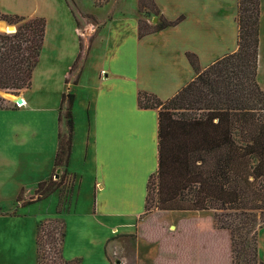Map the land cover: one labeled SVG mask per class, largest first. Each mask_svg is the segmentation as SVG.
<instances>
[{"label": "crops", "instance_id": "obj_1", "mask_svg": "<svg viewBox=\"0 0 264 264\" xmlns=\"http://www.w3.org/2000/svg\"><path fill=\"white\" fill-rule=\"evenodd\" d=\"M154 1L160 15L181 21L140 38L139 22L147 19L138 12V0H110L102 5L92 0L94 9L83 8L79 0H0L4 14L46 20L32 87L22 91L21 106L6 109L33 112V145L10 159L0 142V170L5 167L7 172L9 161L16 166L13 173L0 176L13 181L29 174L31 180L29 185L19 184L12 195L15 200L21 193L32 199L39 184L53 177L63 97L72 95L74 129L67 172L78 182L76 213L86 201L82 200L85 191L94 197L91 221L97 226L105 224L117 232L143 223L148 182L159 167V111L140 108L139 92L163 101L172 98L196 77L188 53L195 54L205 69L236 52L239 36L238 0ZM257 80L264 90V0ZM47 86L54 90L51 103L45 100ZM62 129L66 130L64 123ZM76 163L81 169H73ZM132 234L104 237L107 244L103 254H97L98 261L111 264L110 258L119 264L120 251L108 258L107 245Z\"/></svg>", "mask_w": 264, "mask_h": 264}, {"label": "trees", "instance_id": "obj_2", "mask_svg": "<svg viewBox=\"0 0 264 264\" xmlns=\"http://www.w3.org/2000/svg\"><path fill=\"white\" fill-rule=\"evenodd\" d=\"M238 50L203 69L188 53L196 77L172 98L139 92L142 109L159 111V167L148 182L157 183L161 211L214 212L217 230L230 237L232 264H264L259 259V229L264 224V90L257 80L261 0H238ZM151 9L159 22H139V37L176 26ZM96 5H102L95 0ZM18 25L13 33L0 32V90L19 93L33 84L45 40L46 20L4 14L0 21ZM72 95L64 96L59 116V145L53 177L39 184L37 197L23 205L47 199L61 186L57 171L67 173L74 123ZM0 109H10L0 96ZM66 126V132L62 124ZM63 177L61 178V181ZM20 201V196L18 197ZM65 222L59 218L39 224L36 233L39 264H83L64 257Z\"/></svg>", "mask_w": 264, "mask_h": 264}, {"label": "rangeland", "instance_id": "obj_3", "mask_svg": "<svg viewBox=\"0 0 264 264\" xmlns=\"http://www.w3.org/2000/svg\"><path fill=\"white\" fill-rule=\"evenodd\" d=\"M100 1L107 3L110 0ZM79 2L85 9H94L92 0H79ZM142 3L148 5L149 0H142ZM140 5L138 0V12L147 19L150 25L157 24L158 17L154 12L146 6L144 9L142 7L141 11ZM120 9L125 8L122 6ZM2 21L5 20H1L0 25ZM12 25L18 28V25ZM49 88L52 87L47 86L44 94L46 102L51 103L54 99V90ZM22 91L14 93L0 90V96L8 101L11 109L22 105L18 104ZM34 94L36 92L33 91ZM34 121L35 115L30 111H7L5 109L4 114L0 113V142L3 144L5 156L9 155L10 159H14L21 148L25 149L33 145ZM17 139L20 140L17 141ZM9 162L7 172L5 167L1 168L0 175L13 173L16 167L15 162L14 160ZM77 167L81 169L78 163L73 169L76 170ZM64 174L63 170L57 171L54 180L61 182V186L54 194L47 199L35 202L26 209L21 208L20 205L27 206L23 205V202L28 201V193L25 195L21 193L20 201L19 198L15 200L12 195L19 184L29 185L31 183L28 178L29 174H23L19 178L15 177L13 181L5 180L3 176H0V264H39L36 245L38 226L48 219L55 218L63 220L66 225L64 257L70 259L80 256L77 258L82 260L83 264H102L96 257L97 254L100 256L103 254V249L107 244V242L103 243V239L110 233L113 236L133 233L130 235L132 238L125 237L111 241L107 245L108 258L109 254L113 256L114 251H120L118 257L122 261L119 264H232L229 234L216 229L213 222L214 212L190 214L161 211L157 207L158 187L154 182L150 189L149 210L141 218L143 223L141 222L142 224L137 227L121 228L115 232L105 224L99 227L92 223L94 197L86 195L85 191H83L82 200L86 201L79 207V213H76L77 207L74 202L77 199L75 194L78 182L68 172ZM36 197L37 192L32 199ZM76 214L81 215L79 217ZM106 221L110 223V220ZM113 236L110 235V238ZM258 247L259 259L264 262V224L259 229ZM137 253L140 255L138 256ZM109 260L111 264H114L110 258Z\"/></svg>", "mask_w": 264, "mask_h": 264}, {"label": "water", "instance_id": "obj_4", "mask_svg": "<svg viewBox=\"0 0 264 264\" xmlns=\"http://www.w3.org/2000/svg\"><path fill=\"white\" fill-rule=\"evenodd\" d=\"M0 31L3 33H13L17 31V27L15 25L9 24L8 22L2 21L0 25ZM24 100L20 98L18 100V104H23Z\"/></svg>", "mask_w": 264, "mask_h": 264}]
</instances>
